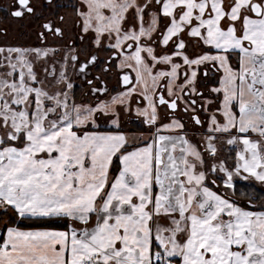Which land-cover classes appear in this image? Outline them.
<instances>
[{"label":"snow or ice","instance_id":"snow-or-ice-1","mask_svg":"<svg viewBox=\"0 0 264 264\" xmlns=\"http://www.w3.org/2000/svg\"><path fill=\"white\" fill-rule=\"evenodd\" d=\"M53 4L80 20L63 55L53 21L0 28V264H264V0Z\"/></svg>","mask_w":264,"mask_h":264},{"label":"rangeland","instance_id":"rangeland-1","mask_svg":"<svg viewBox=\"0 0 264 264\" xmlns=\"http://www.w3.org/2000/svg\"><path fill=\"white\" fill-rule=\"evenodd\" d=\"M3 4L9 8L15 4L16 0H0ZM64 4L75 3V0H60ZM35 7L37 13L43 17V19H37L35 15L28 16L23 20H15L11 16H3V13H0V28L8 30V36L5 38V43H19L26 42V44L34 43L36 40V32L40 31V24L44 23L45 20H50L55 22L57 25L63 28L64 30V40L55 41L61 45V55L64 54V48L70 44L74 39L75 35L79 32L77 25L80 23V20L77 16L76 10L73 7H63L57 8L55 4L51 7H44V0H35ZM74 9V10H73ZM59 16L63 17V22L61 23ZM26 34L29 37L24 36ZM87 47V46H86ZM83 51V47L80 49L73 50L69 53V56L76 55L77 52ZM85 55V53H82ZM83 56V55H82ZM71 67V65H69ZM129 70V69H128ZM100 75H103L101 72ZM67 83V80L61 78L60 83L57 87H63ZM117 83V72L113 69L110 79V87ZM87 89H83L79 95L78 100L83 101L86 99ZM71 94H69L70 96ZM151 98V97H150ZM149 98V99H150ZM134 99V98H133ZM55 102V101H54ZM140 134H137V137ZM147 134L143 135V139H147ZM133 137H129L131 142Z\"/></svg>","mask_w":264,"mask_h":264},{"label":"crops","instance_id":"crops-1","mask_svg":"<svg viewBox=\"0 0 264 264\" xmlns=\"http://www.w3.org/2000/svg\"><path fill=\"white\" fill-rule=\"evenodd\" d=\"M85 2L88 3L91 7L93 19H96L97 17L100 16V9L102 7L115 5V0H106L105 3H99V2H97V0H85ZM142 2H143V0H131V3L133 5L136 3H142ZM149 3H151V0H149ZM121 16H122V12H121ZM98 30L118 31L119 30V22L114 21V22H111V23L106 24V25L101 23L99 25ZM141 34H143V33H141ZM24 36L29 37L26 34H24ZM19 43L26 44V42L25 43L19 42ZM85 48H86V46H84V49ZM79 53L81 55H84L82 53L86 54L85 51H79ZM100 55L101 56L111 55V53H104L103 51H101ZM120 68L124 69V70L131 69V71L135 73L136 78L139 80V85L137 86L136 91H139L140 87L144 86V85H148L149 87H151V70L148 68L147 63L141 57L139 51L136 52L135 54L131 55V56H125L124 59L121 60V62H120ZM159 79H160V77H156L157 81H159ZM152 94H153L152 92L149 93V98L151 97ZM129 99H133V97H131L130 94L126 95L124 97L125 103H127Z\"/></svg>","mask_w":264,"mask_h":264},{"label":"flooded vegetation","instance_id":"flooded-vegetation-1","mask_svg":"<svg viewBox=\"0 0 264 264\" xmlns=\"http://www.w3.org/2000/svg\"><path fill=\"white\" fill-rule=\"evenodd\" d=\"M74 10V9H73ZM83 51H85V49H84V46H83ZM148 138V137H147Z\"/></svg>","mask_w":264,"mask_h":264}]
</instances>
